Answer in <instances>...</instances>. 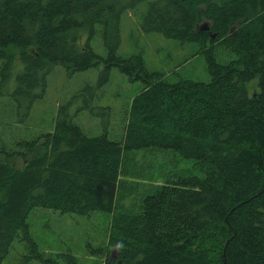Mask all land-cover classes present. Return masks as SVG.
I'll return each instance as SVG.
<instances>
[{
	"label": "trees",
	"instance_id": "16d2710c",
	"mask_svg": "<svg viewBox=\"0 0 264 264\" xmlns=\"http://www.w3.org/2000/svg\"><path fill=\"white\" fill-rule=\"evenodd\" d=\"M143 3L140 29L194 43L207 82L169 81L140 54H116L120 14ZM97 26L105 57L89 45ZM216 45L235 58L217 62ZM53 65L68 72L102 65L98 87L116 68L140 88L117 140L84 133L68 104L34 136L0 132V264L15 240L25 262L78 264L68 250L41 254L27 224L34 208L111 214L105 245L125 247L103 264H264V0H0V104L8 124L27 119ZM161 149L192 160L202 177L165 173L159 163L152 171L145 157ZM213 235L216 247L208 244Z\"/></svg>",
	"mask_w": 264,
	"mask_h": 264
},
{
	"label": "rangeland",
	"instance_id": "374dc122",
	"mask_svg": "<svg viewBox=\"0 0 264 264\" xmlns=\"http://www.w3.org/2000/svg\"><path fill=\"white\" fill-rule=\"evenodd\" d=\"M144 10L143 3L137 9L120 14L116 54L121 57L140 54L148 70L170 75L169 81L181 77L207 82L209 76L202 55L196 52L197 46L194 43L165 38L155 32H143L139 21ZM101 31L98 26L95 27L89 45L96 54L105 57L107 51ZM76 32L79 41H82L86 36L84 30L79 29ZM214 56L219 63L235 58L221 45L214 47ZM180 62L183 63L175 70L177 73L175 76L174 66ZM101 69L102 65H99L84 71L68 72L61 65H53L45 77L44 94L41 99L34 102L25 121L15 123L14 126L8 124L9 119H6L8 115L4 114L5 103L1 102L0 132L6 139L34 136L39 131L50 129L58 106L68 104L69 115L84 133L98 135L105 131L110 139L117 140L122 131L129 99L139 90L140 83L128 81L124 74L116 68H111L106 83L98 87ZM84 87L89 88L90 91L81 92L78 95V91ZM246 90L248 95L256 91V78L246 84ZM138 156V161L143 160L144 156ZM145 159H149V167L152 171L157 170L156 166L159 163L158 168L163 169L165 173L176 175L184 172L202 177V173L192 169V160L181 158L171 150H155ZM170 159L173 162H170ZM145 167L148 168V166ZM131 181H127V185H130ZM137 181L144 186L147 183L143 177ZM157 183L158 180L155 179L154 184ZM119 208L120 203L117 202L115 210ZM111 217V214L100 212H93L86 217L34 208L28 214L27 224L30 237L43 256L49 254L54 256L58 252L68 250L78 264H103L106 257L114 256L113 250L111 251V248L105 245ZM208 244L216 247L217 238L214 235L211 236ZM26 254L22 242L15 240L3 264H43L35 260L25 262L23 258Z\"/></svg>",
	"mask_w": 264,
	"mask_h": 264
},
{
	"label": "clouds",
	"instance_id": "9594fccd",
	"mask_svg": "<svg viewBox=\"0 0 264 264\" xmlns=\"http://www.w3.org/2000/svg\"><path fill=\"white\" fill-rule=\"evenodd\" d=\"M111 247H112L113 252H119L124 249L125 244L123 241H117Z\"/></svg>",
	"mask_w": 264,
	"mask_h": 264
}]
</instances>
